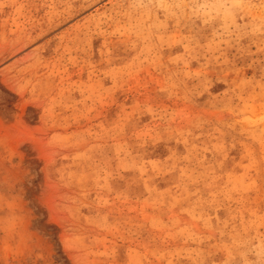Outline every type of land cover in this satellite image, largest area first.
<instances>
[{
	"label": "rangeland",
	"instance_id": "obj_1",
	"mask_svg": "<svg viewBox=\"0 0 264 264\" xmlns=\"http://www.w3.org/2000/svg\"><path fill=\"white\" fill-rule=\"evenodd\" d=\"M0 264H264V0H0Z\"/></svg>",
	"mask_w": 264,
	"mask_h": 264
}]
</instances>
